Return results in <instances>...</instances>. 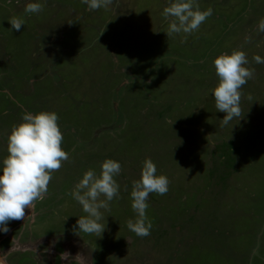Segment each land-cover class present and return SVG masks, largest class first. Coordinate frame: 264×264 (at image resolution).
I'll list each match as a JSON object with an SVG mask.
<instances>
[{
    "label": "rangeland",
    "instance_id": "374dc122",
    "mask_svg": "<svg viewBox=\"0 0 264 264\" xmlns=\"http://www.w3.org/2000/svg\"><path fill=\"white\" fill-rule=\"evenodd\" d=\"M31 2L42 11L0 0V167L29 112L58 115L69 159L25 220L0 232V264H264V63L253 60L264 59V0H196L213 12L186 38L167 37L166 0L95 12L82 0ZM234 50L255 74L241 116L221 126L212 62ZM106 159L121 165L119 196L101 210L100 237L76 235L87 214L70 192ZM146 159L170 184L149 195L151 234L140 238L127 221L137 219L130 193Z\"/></svg>",
    "mask_w": 264,
    "mask_h": 264
},
{
    "label": "clouds",
    "instance_id": "9594fccd",
    "mask_svg": "<svg viewBox=\"0 0 264 264\" xmlns=\"http://www.w3.org/2000/svg\"><path fill=\"white\" fill-rule=\"evenodd\" d=\"M82 3L87 5L89 12H95L108 8L114 0H82ZM166 4L162 15L168 22L167 37L183 33L186 38L198 31L213 12L212 8L201 11L196 0H166ZM23 10L25 13H39L42 6L24 0ZM8 23L17 32L23 26V21L16 17L10 18ZM258 31L264 32V18L258 22ZM253 60L264 63L260 56H254ZM212 63L218 84L211 93L217 112L225 113L221 120V126H225L241 116V89L254 77L255 70L244 67L249 61L246 53L239 50H234L230 55L221 54ZM58 120L55 112H29L22 116L21 123L12 127L7 138L8 155L0 167V232L8 233L10 222L25 220L26 209H32L36 201L46 196L52 174L69 159V153L62 148L64 137ZM120 172V163L106 159L100 166L99 174L89 169L75 184L70 195L87 214L79 217L73 226L76 235L82 232L100 237L105 231V224L100 222L104 219L101 210L110 211V202L119 196L120 186L115 177ZM156 172V165L151 159H146L140 179L132 184L131 208L137 219L128 220L127 228L140 238L151 234L152 225L146 216L149 195L155 193L163 196L169 190V179L156 175Z\"/></svg>",
    "mask_w": 264,
    "mask_h": 264
}]
</instances>
